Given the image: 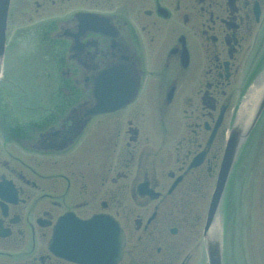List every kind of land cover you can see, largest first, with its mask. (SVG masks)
Instances as JSON below:
<instances>
[{"label": "flooded vegetation", "instance_id": "1", "mask_svg": "<svg viewBox=\"0 0 264 264\" xmlns=\"http://www.w3.org/2000/svg\"><path fill=\"white\" fill-rule=\"evenodd\" d=\"M24 3L30 20L63 12L41 40L65 68L69 99L0 119V264H103L107 216L124 235L116 264H203L201 210L234 105L264 59V0ZM101 74L103 108L135 94L91 116ZM54 236L89 261L55 254Z\"/></svg>", "mask_w": 264, "mask_h": 264}, {"label": "rangeland", "instance_id": "2", "mask_svg": "<svg viewBox=\"0 0 264 264\" xmlns=\"http://www.w3.org/2000/svg\"><path fill=\"white\" fill-rule=\"evenodd\" d=\"M22 1L23 0L14 1L12 9L13 15L8 31V48L10 46V50H8L7 59L10 58L15 51L14 36L16 32L44 20V18L41 20L38 19L42 17V13L31 14V20L26 16L20 17L21 6L23 4ZM30 10L33 11L34 8L31 7ZM57 13L60 14L63 12ZM24 51V46L21 44V52ZM11 61H7L5 66V77L0 81V105L11 89V80L14 78L24 80V78H26L23 74L24 69H28L29 67V63L27 62L13 61L12 58ZM45 71H47V65L44 63L39 64V68L31 69V79H34L33 83L36 86L32 84L29 77L27 79L28 87L34 91V95L37 98L41 96V92L38 88H42L46 92V88L51 87V80L47 77L48 75H45ZM43 98L50 100V96H47V98L44 96ZM256 137L255 142L251 140L252 145L250 143L248 150L242 158L238 175L239 181L235 186L236 206L234 207V218L237 222V228H233V222L230 224V228L228 227V241L226 246L229 250V264H264V121L261 127L257 129ZM213 187L208 190V199ZM242 194L244 195L243 198ZM207 205L208 200L205 201V204L202 206L204 212H202L201 208L199 209L202 214V222L200 224L201 230L204 226ZM229 212L232 218V204H230ZM201 263L199 262V264Z\"/></svg>", "mask_w": 264, "mask_h": 264}, {"label": "water", "instance_id": "3", "mask_svg": "<svg viewBox=\"0 0 264 264\" xmlns=\"http://www.w3.org/2000/svg\"><path fill=\"white\" fill-rule=\"evenodd\" d=\"M11 0H0V66L3 62L7 17ZM79 16V15H77ZM88 21L93 23L103 22V19L97 16H88ZM95 101L99 104L103 102V79H99L93 90ZM95 109V108H94ZM264 111V72L257 78L253 88L247 93L243 100L235 123L229 134L225 153L221 162L219 177L214 190L204 232L206 243V252L209 264H223V223H222V205L226 192L228 180L239 158L242 147L257 124L262 112ZM103 108L96 107L95 113H102ZM110 223V222H109ZM115 227V226H114ZM114 232L103 233V245H110L113 241ZM112 240V241H111ZM116 244V240H115ZM64 254H74L73 251H63ZM107 253V254H106ZM107 256H104V255ZM117 254L116 251L104 250L103 262L109 260Z\"/></svg>", "mask_w": 264, "mask_h": 264}]
</instances>
